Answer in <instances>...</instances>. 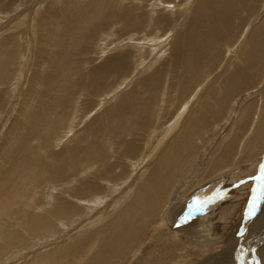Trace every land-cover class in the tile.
Returning a JSON list of instances; mask_svg holds the SVG:
<instances>
[{
  "label": "rangeland",
  "instance_id": "374dc122",
  "mask_svg": "<svg viewBox=\"0 0 264 264\" xmlns=\"http://www.w3.org/2000/svg\"><path fill=\"white\" fill-rule=\"evenodd\" d=\"M254 1L247 11L232 0H209L221 30L213 33L223 35L233 22V40L208 52L209 63L180 90L185 71L175 73V64L185 44L205 39L191 28L201 0H0V264H36L41 257V264H99L105 241L119 232L132 238L114 260L151 264L162 221L201 253L194 264L209 256L225 263L221 252L247 234L250 241L238 245L229 264L256 258L264 219L260 230L247 229L264 218V49L251 70L242 60L250 42L264 43V0ZM235 11L247 19L233 21ZM88 152L103 158L101 166L82 168ZM72 158L81 161L77 169ZM172 168L180 173L161 212L164 171ZM151 181L161 188L155 219L127 217L131 199L144 200ZM178 198L186 215L164 219ZM189 223L201 234L193 236ZM181 260L175 264H190Z\"/></svg>",
  "mask_w": 264,
  "mask_h": 264
},
{
  "label": "bare ground",
  "instance_id": "6f19581e",
  "mask_svg": "<svg viewBox=\"0 0 264 264\" xmlns=\"http://www.w3.org/2000/svg\"><path fill=\"white\" fill-rule=\"evenodd\" d=\"M263 0H256V3H261ZM97 2H98V0H97ZM208 2H209V0H206V1H203V0H201V3H200V5L198 6V8H197V10H196V12H195V14H198L199 16H198V20L196 21V19H194V21H196V22H194L193 23V25H192V30L193 31H196V32H198L199 34H202V35H205V39L202 41V43H200V46H198V45H196V42L198 41V39H199V37H198V39H195V43L193 44V47H192V41H191V44H189V47H188V44L186 45L185 44V46H186V48L184 49V51H186V53L185 52H183V55H182V58H181V60L179 61V62H177L176 64H175V68H174V70H175V73H177V71H178V69L179 68H182L181 70L184 72L183 73V75L181 76V80L184 82V85H179V88H180V90L181 89H186V88H190L191 86H192V84L195 82V77L197 76V69L199 68V70H202L203 69V64L206 62V63H209V61H206L209 57H211L210 55H207L208 54V52L210 53V52H212V50L213 51H216L222 44H227V43H229V42H231V40H233V37H232V34H233V22H232V24H231V26H229V27H226V28H224V34L222 35L221 33H217V34H214L213 32H215V31H221L219 28H217L216 27V23H215V21H214V19H213V13L216 11H211V9L209 8V6H208ZM211 2V1H210ZM231 2V1H230ZM232 2H234V3H236L238 6H246L245 7V9L247 10V9H249L252 5H254L255 4V1L254 2H252V0H232ZM99 3V2H98ZM253 3V4H252ZM244 4V5H243ZM99 5V4H98ZM198 5V4H197ZM219 5V4H218ZM100 6V5H99ZM98 6V7H99ZM211 6V5H210ZM224 6V5H223ZM213 7V6H212ZM219 8V7H218ZM218 11V10H217ZM228 11V10H227ZM248 11V10H247ZM254 12V11H253ZM252 12L250 11V14H251ZM55 16V15H54ZM97 16V15H96ZM242 13L241 14H239L238 13V11H235L234 12V14H233V21H235L236 19H238L239 21H240V24L242 23V22H244L245 21V19H247V18H245V19H242ZM46 17V16H45ZM101 17V16H100ZM59 18V17H58ZM88 18V17H87ZM91 18V17H90ZM103 18V17H102ZM230 18V17H229ZM60 19V18H59ZM93 19V18H92ZM53 20H54V18H53ZM230 20H231V18H230ZM62 21V20H61ZM76 22V21H75ZM199 22V23H198ZM219 22V21H218ZM72 23V22H71ZM75 24V23H74ZM229 24V23H228ZM239 24V25H240ZM71 25V24H70ZM238 25V26H239ZM35 26V25H34ZM78 29V28H77ZM195 29V30H194ZM191 30V29H190ZM229 34V35H228ZM228 35V36H227ZM248 35V34H247ZM199 36V35H198ZM190 37V36H189ZM56 38V37H55ZM11 39V38H10ZM188 39V38H187ZM244 39V38H243ZM188 40H190V39H188ZM249 40H251V39H249ZM10 42V41H9ZM58 42V41H57ZM187 42V41H186ZM185 42V43H186ZM257 42V41H256ZM188 43H190V42H188ZM242 43V42H241ZM256 45V44H255ZM184 46V47H185ZM199 48V49H198ZM263 49H264V43H263V40L261 41V43L258 45V46H256V47H254V48H252V43L250 42L249 44H248V46L245 48V50L243 51V53H242V60H243V62H244V71H246L247 69H250L251 70V67H252V58H255L254 59V61H256L257 59H258V57H259V55L262 53V51H263ZM55 56V55H54ZM57 57H58V55H56ZM55 56V57H56ZM61 57V56H60ZM47 58V57H46ZM263 58V57H262ZM189 62H191L192 64H194L193 65V69L191 70V74L187 71V68H188V66H189ZM59 65V64H58ZM121 66V65H120ZM154 67V66H153ZM51 69H52V67H50ZM58 68H60V66L58 67ZM255 68V67H254ZM254 68H253V70H254ZM46 69V68H45ZM53 69H55V68H53ZM109 69V68H108ZM48 70V69H47ZM59 70V69H58ZM55 71V70H54ZM102 71V70H101ZM114 71H115V69H114ZM48 72H50V71H48ZM56 72V71H55ZM61 72V71H60ZM63 72V71H62ZM58 73V72H57ZM244 74H245V72H244ZM61 75H62V73H61ZM201 75V74H200ZM59 76V75H58ZM51 77V76H50ZM179 77V76H178ZM200 77V76H199ZM56 78H57V75H56ZM56 81H59V80H57L56 79ZM60 82V81H59ZM52 84V83H51ZM150 84H153L152 82L150 83ZM56 85L59 87V85L56 83ZM52 87H54V86H52ZM58 87H55V88H58ZM237 88V87H236ZM139 89V88H138ZM192 89V88H191ZM57 90V89H56ZM60 90V89H59ZM58 91V90H57ZM44 92V91H43ZM42 92V93H43ZM53 93V92H52ZM181 93H183V91H181ZM55 94V93H54ZM199 95V94H198ZM55 96V95H54ZM53 96V97H54ZM146 96H148V95H146ZM41 99V98H40ZM47 99H48V97H47ZM133 107V106H132ZM144 108V107H143ZM145 109V108H144ZM203 109H206L205 107L203 108ZM192 110V109H191ZM136 112V111H135ZM137 112H138V109H137ZM141 113V112H140ZM180 113V112H179ZM132 114H133V112H132ZM137 114V113H136ZM136 114H134V115H136ZM182 114L183 113H181V115H179V116H182ZM187 114V113H186ZM42 115L43 114H40V117L42 118ZM114 115V114H113ZM112 115V116H113ZM135 117V116H134ZM137 117V116H136ZM141 117H142V115H141ZM40 118V119H41ZM181 118V117H180ZM179 119V118H178ZM182 119V118H181ZM183 120V119H182ZM179 123V122H178ZM203 123V122H202ZM180 125V124H179ZM176 126V125H175ZM37 129V128H36ZM35 129V130H36ZM176 128H173V127H171V131H173V130H175ZM178 129H179V127H178ZM37 131V130H36ZM168 133H169V131H168ZM171 133H173V132H171ZM189 133V132H188ZM36 134V133H35ZM38 134H39V132H38ZM37 135V134H36ZM169 135V134H168ZM167 135V136H168ZM173 137V136H172ZM165 140V139H164ZM116 141V140H115ZM161 142V141H160ZM163 142V141H162ZM110 144V143H109ZM161 143H159V145H160ZM167 143H165V145H166ZM170 144V143H169ZM84 145H86V148H87V146L89 145H87V144H84ZM162 145V144H161ZM157 147V146H156ZM167 147V146H166ZM158 148H160V147H158ZM78 151H76L75 153H80V150L78 149V148H76ZM75 149V150H76ZM166 149V148H165ZM90 150V149H89ZM163 151V150H162ZM91 152V151H90ZM90 152H88V154H89V156L90 157H87L86 158V162H85V164H86V166L85 167H82L83 169L84 168H95V167H93V166H95L96 165V162L95 161H97L98 162V164L100 165V160L101 159H103V158H99V157H95V158H91V154H90ZM94 152V151H93ZM156 153V152H155ZM19 154V153H18ZM17 154V155H18ZM78 155V154H77ZM77 155H76V158H77ZM87 155V154H86ZM95 156H96V154H95ZM106 158V156L104 155V159ZM98 159V160H97ZM100 159V160H99ZM72 160H73V167H74V169H77V167H80V162L81 161H79V159H73L72 158ZM105 160H107V159H105ZM84 161V160H83ZM102 161V160H101ZM104 161V160H103ZM11 163V162H10ZM173 162H170L168 165H170V164H172ZM249 163V162H248ZM9 164V163H8ZM97 164V165H98ZM106 164V163H105ZM12 165V164H11ZM90 165V167H87V166H89ZM98 165V166H99ZM104 164L102 163V166H103ZM107 165V164H106ZM144 165V164H143ZM82 166V165H81ZM84 166V165H83ZM101 166V165H100ZM8 167V166H7ZM169 167H172V165L171 166H169ZM8 169V168H7ZM95 170V169H94ZM76 171V170H75ZM2 172V171H1ZM4 172V171H3ZM8 172V171H7ZM179 173H180V168H172L171 170H166V171H164V177H167V181H166V187H165V191H163V192H167L168 194L167 195H163L165 198V200H164V202H161V206H160V211H161V208L166 204V202H167V200L169 199V196H170V191H171V188H172V180H173V177L174 176H176V175H179ZM2 174V173H1ZM8 174H11L10 172L8 173ZM14 174V173H13ZM3 175V174H2ZM12 175V174H11ZM25 176V175H24ZM169 177V178H168ZM3 178V177H2ZM10 178H11V176H10ZM103 178V177H102ZM6 179H7V176H6ZM9 179V178H8ZM36 179V178H35ZM37 179H39V178H37ZM159 179V178H158ZM5 180V179H4ZM12 180H14V179H12ZM15 180H16V178H15ZM18 180V179H17ZM102 180V179H101ZM8 181V180H7ZM106 181V180H105ZM159 181H161L160 179H159ZM12 182H14V181H12ZM16 182V181H15ZM18 182V181H17ZM2 183H4V182H2ZM5 183H7V182H5ZM42 183V182H41ZM15 184V183H14ZM13 184V185H14ZM162 184V183H161ZM199 184V183H198ZM7 185H8V183H7ZM7 185H6V187H7ZM12 185V186H13ZM89 186V185H88ZM90 187H91V185H90ZM93 187H94V185H93ZM96 187V186H95ZM95 187H94V189H95ZM8 188V187H7ZM13 188V187H12ZM88 188V187H87ZM92 188V187H91ZM96 188H98V186L96 187ZM149 188V190H150V193L148 194V195H146V197H145V199L143 200V197H137L136 199L135 198H133V199H131L132 201H134L133 202V204H132V206L130 207V208H126V209H128V215H127V217H130L129 216V214H132L133 216H136L137 218H138V220H140V221H142V222H145V221H147V219H148V217H149V220L148 221H153V219H155V217H154V209L156 208V206H157V204L160 202V199H159V195H160V193H161V188H159V187H157V188H155V186H154V182L153 181H151L150 182V184L148 185V187H147V189ZM1 189H2V186H1ZM93 189V188H92ZM93 189V190H94ZM181 189V188H180ZM126 190V189H125ZM11 191V190H10ZM12 191H13V189H12ZM14 191H16V190H14ZM91 191V190H90ZM191 191V190H190ZM3 192V191H2ZM1 193V192H0ZM8 193H9V191H8ZM111 193V192H110ZM124 193V192H123ZM258 193V192H257ZM2 194V193H1ZM5 194H7L6 192H5ZM121 194V193H120ZM10 195V194H9ZM94 195H95V193H94ZM195 195V194H194ZM1 196H3V195H1ZM0 196V197H1ZM108 196V195H107ZM183 196V195H182ZM200 196V195H199ZM8 197V196H7ZM181 197V196H180ZM104 198V197H103ZM161 198H162V195H161ZM2 199V198H1ZM8 199V198H7ZM10 199V198H9ZM102 199V198H101ZM180 198H178L177 200H175L174 199V201H173V203H171L172 205H171V207H170V209H168L167 210V213L166 214H164V219H167V220H169V221H174V218L175 217H177V216H181V215H186V213H187V211L189 210V209H187L188 208V206L186 205V207H184V205H183V200L181 201V202H179L178 200H179ZM131 200H129V201H131ZM176 201H178L177 202V205H178V210H177V212H175V210L176 209H173L172 207L174 206V203L176 202ZM2 202V201H1ZM7 202H9V200L7 201ZM119 202V201H118ZM169 203V204H170ZM2 204V203H1ZM112 204H114V203H112ZM111 204V205H112ZM116 205V204H115ZM176 205V204H175ZM125 206H126V204H125ZM158 206H159V204H158ZM9 207V206H8ZM111 207V206H110ZM123 208V207H121V206H119V205H116L115 206V208ZM113 208V207H112ZM119 208V209H120ZM152 208H154V209H152ZM7 209V208H6ZM159 209H156V210H159ZM253 209V206L251 205L250 206V210H252ZM103 210V209H102ZM105 210V209H104ZM107 210V209H106ZM173 210V211H172ZM8 211H10V210H8ZM71 211L73 212V211H76V212H78V210H77V208H75V207H73L72 209H71ZM114 211V210H113ZM117 211H118V209H117ZM253 211V210H252ZM53 212V211H52ZM116 212V211H115ZM162 212V211H161ZM172 212H174V213H176V214H173ZM251 212V211H250ZM257 212V207L255 206V211H254V213H256ZM11 213V212H10ZM45 213V212H44ZM43 213V214H44ZM47 213V212H46ZM105 213V212H104ZM118 213V212H117ZM160 213V212H159ZM13 215L15 214V213H12ZM16 214H18L17 212H16ZM60 214V213H59ZM113 214V213H112ZM41 215V214H40ZM44 215H46V214H44ZM156 215V214H155ZM167 215V216H166ZM200 215H202V214H200ZM47 216V215H46ZM48 216H49V214H48ZM114 217V216H113ZM103 218V217H102ZM202 218V217H201ZM205 218V217H204ZM51 219H53V218H51ZM206 219V218H205ZM263 219L264 218H260V217H258V220L257 221H255L254 223H253V221H251V224H250V226H249V228L247 229V230H249V232L252 234V233H254L255 231H257V229H261L262 227H263ZM44 221H45V219H43ZM109 220V219H108ZM156 220H160V219H156ZM197 220H199V219H197ZM200 220H202L203 221V219H200ZM106 221H107V219H106ZM105 221V222H106ZM168 221V222H169ZM26 222V221H25ZM54 222V221H53ZM155 222V221H154ZM157 222V221H156ZM77 223V222H76ZM162 226H159V229L157 230V232L155 233V235H154V237H152V241H151V243H152V245H150V246H152L151 247V253H152V262H151V264H175L176 262H180L179 261V257H182V260L181 261H186V262H188V263H190V264H194L195 262L194 261H196L197 259H199V258H201L200 256H201V253L199 252V251H195V250H190L188 247L189 246H183V245H185V244H181V242L179 241V239H178V233H172L171 232V230L168 228V223L167 222H165V221H162ZM261 224H262V226H261ZM20 225H22V224H20ZM62 225H64V223L62 224ZM153 225V224H152ZM191 225H193L192 223H189V225L187 226V230L188 231H191V233L193 234V236H194V234L196 233L197 235H200L201 234V232H202V230L200 229L199 230V228H194V226H191ZM18 226V225H17ZM85 226V225H84ZM151 226V225H150ZM260 226H261V228H260ZM2 227V226H1ZM16 227V226H15ZM3 228V227H2ZM19 228V227H18ZM156 228H157V226H156ZM4 229V228H3ZM24 230H25V228H23ZM96 229V228H95ZM106 229V226H100L99 228H97V231H100V232H103L104 230ZM153 229H155V227L153 228ZM53 230H54V228H53ZM53 230H51V231H49V232H52ZM87 230V229H86ZM124 230V229H123ZM259 230H258V232H259ZM153 231V230H152ZM166 231V232H165ZM29 232V231H28ZM82 232V231H81ZM86 232V231H85ZM171 232V233H170ZM257 232V233H258ZM48 233V232H47ZM92 233V232H91ZM94 233V232H93ZM152 233V232H151ZM150 233V234H151ZM256 233V234H257ZM21 234V233H20ZM42 234V233H41ZM88 234V233H87ZM96 234V233H95ZM255 234V235H256ZM261 234H263V232L261 233ZM24 235H25V233H24ZM34 235H36V234H34ZM49 235V234H48ZM89 235V234H88ZM248 235V234H247ZM245 236V238H244V240L242 241V242H238V240L237 241H235V245L233 244H229V247L226 249V251H227V253L226 252H221V254H220V256H222V257H226L224 260H225V263H223V264H229V262H230V260H231V257H232V255H234V253L236 252V250H237V248H238V245L240 244V243H244L245 242V240H246V242H248L247 240L249 239V241H250V237L248 238V236ZM255 235H253V236H255ZM259 235V234H258ZM17 236V235H16ZM29 237H30V235H28ZM47 236V235H46ZM138 236V235H137ZM144 236H145V234H144ZM151 236V235H150ZM150 236H149V238H150ZM264 236V235H263ZM11 237V236H10ZM32 237V236H31ZM81 237V236H80ZM88 237V236H87ZM91 237V236H90ZM141 237V236H140ZM5 238V237H4ZM9 238V237H8ZM112 238H113V240H112ZM112 238H109V239H107L106 241H105V248H104V250H103V252H102V254H103V258H102V261H101V263H99V264H148L146 261H144V260H138V261H136L135 263H132L131 261L130 262H128V261H126V262H128V263H119V262H117L116 260H114L115 259V256H116V253H117V251L119 252V250H121V248H126L127 246H128V244L130 243V241H131V238L132 237H130V236H128L127 234H125V233H122V232H119V233H116L115 235H114V237H112ZM136 238V237H135ZM240 238V237H239ZM101 239V238H100ZM255 239V238H254ZM27 240H28V238H27ZM77 240V239H76ZM87 241V239H85V234H84V239H78V241H79V243H80V241ZM93 240H95V236L93 235ZM112 240V241H111ZM149 240H151V239H149ZM257 241H255V243H257V244H259L258 242H260L262 239L261 238H259V239H256ZM29 241V240H28ZM91 241V240H90ZM147 241V240H146ZM253 241V240H252ZM4 242V241H3ZM34 242V241H33ZM137 242V241H136ZM234 242V241H233ZM71 243V242H70ZM73 243V242H72ZM71 243V244H72ZM84 243V242H83ZM91 243V242H90ZM97 243V242H96ZM138 243V242H137ZM146 243V242H145ZM183 243V242H182ZM262 243V242H261ZM2 243H0V245H1ZM24 244V243H23ZM70 244V245H71ZM93 244H95V243H93ZM99 244V246H100V243H98ZM3 245H6V244H3ZM78 245V244H77ZM91 245V244H90ZM147 245V244H146ZM252 245H253V243H252ZM260 245V244H259ZM258 245V246H259ZM16 246V245H15ZM20 246V245H19ZM72 246V245H71ZM74 246H75V244H74ZM73 246V249L76 247H74ZM95 246V245H94ZM97 246V245H96ZM98 246V247H99ZM4 247H6V246H4ZM12 247V246H11ZM21 247V246H20ZM63 247V246H62ZM92 247H93V245H92ZM98 247H94V248H98ZM263 248H259V250H258V253H257V255H256V258H253V257H251V260H252V258L254 259L251 263H253L254 264V262H255V264H264V262L260 259V257H262L263 258V260H264V245L262 246ZM7 248V247H6ZM64 248V247H63ZM70 248V247H69ZM69 248H67V249H69ZM101 248V247H100ZM140 248V247H139ZM144 248H146V246L144 247ZM65 249V248H64ZM66 249V250H67ZM86 249H88V247L86 248ZM95 249V250H96ZM103 249V248H102ZM129 249V248H128ZM131 249V248H130ZM10 250H12V249H10ZM14 250V249H13ZM28 250H30V249H28ZM63 249H61V251H62ZM95 250H92L91 251V253H93ZM145 250V249H144ZM54 251V250H53ZM60 251V252H61ZM69 251H72L71 249L69 250ZM124 251V250H123ZM122 251V252H123ZM131 251V250H130ZM18 252V251H17ZM16 252V253H17ZM20 252V251H19ZM55 252H57V250L55 251ZM59 252V253H60ZM11 253V252H10ZM53 253V252H52ZM66 253H68V251H65V254H63V255H67ZM71 253V252H70ZM84 253V252H83ZM91 253H90V255H91ZM1 254V253H0ZM20 254V253H19ZM41 254V253H40ZM48 254V253H47ZM46 254V255H47ZM56 254V253H55ZM54 254V255H55ZM96 254V253H95ZM133 254V253H132ZM136 254V253H135ZM3 255H7V254H3ZM2 255V256H3ZM50 256H51V254H49ZM57 255V254H56ZM60 255H61V253H60ZM81 255V254H80ZM97 255V254H96ZM128 255H129V253H128ZM127 254H126V256H128ZM255 255V254H254ZM40 256V255H39ZM39 256H37V257H39ZM62 256V255H61ZM148 256H150V255H148ZM203 256V255H202ZM18 257V256H17ZM57 257H58V255H57ZM80 257V256H79ZM42 258V257H41ZM41 258H39V260L41 261L42 259ZM55 258V257H54ZM54 258H52V259H54ZM81 258V257H80ZM91 258V257H90ZM118 258V257H117ZM124 258V257H123ZM133 258V257H132ZM131 258V259H132ZM36 259V258H35ZM88 259V258H87ZM127 259V258H126ZM47 260V259H46ZM49 260V259H48ZM128 260V259H127ZM201 260V259H200ZM203 260V264H220L221 263V261H217V262H215L214 263V256H209L208 258H206V259H202ZM223 260V261H224ZM4 261V260H3ZM35 261V260H34ZM37 261V260H36ZM39 261V262H40ZM53 261V260H52ZM77 261H79V260H77ZM76 261V262H77ZM121 261H122V259H121ZM239 261V260H238ZM237 261V262H238ZM38 262V263H39ZM44 262V261H43ZM46 262V261H45ZM54 262V261H53ZM88 262V261H87ZM124 262V261H123ZM194 262V263H193ZM32 263V262H31ZM38 263H36V264H38ZM79 263V262H78ZM250 263V264H251ZM39 264H41V263H39ZM44 264H46V263H44ZM48 264H49V262H48ZM86 264V263H85ZM88 264H94V263H88ZM231 264H233V263H231Z\"/></svg>",
  "mask_w": 264,
  "mask_h": 264
},
{
  "label": "snow or ice",
  "instance_id": "6c2138e0",
  "mask_svg": "<svg viewBox=\"0 0 264 264\" xmlns=\"http://www.w3.org/2000/svg\"><path fill=\"white\" fill-rule=\"evenodd\" d=\"M255 203L253 204V212L255 211ZM252 213H250V215H251Z\"/></svg>",
  "mask_w": 264,
  "mask_h": 264
}]
</instances>
